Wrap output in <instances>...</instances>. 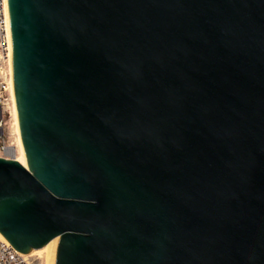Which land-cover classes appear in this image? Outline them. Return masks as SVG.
Masks as SVG:
<instances>
[{
	"label": "water",
	"instance_id": "obj_1",
	"mask_svg": "<svg viewBox=\"0 0 264 264\" xmlns=\"http://www.w3.org/2000/svg\"><path fill=\"white\" fill-rule=\"evenodd\" d=\"M29 168L0 234L53 264H264V0H8Z\"/></svg>",
	"mask_w": 264,
	"mask_h": 264
},
{
	"label": "built area",
	"instance_id": "obj_2",
	"mask_svg": "<svg viewBox=\"0 0 264 264\" xmlns=\"http://www.w3.org/2000/svg\"><path fill=\"white\" fill-rule=\"evenodd\" d=\"M11 29L8 0H0V158L16 159V147L7 139L6 123L13 104L12 73L9 64ZM0 264H34L28 254L16 250L0 236Z\"/></svg>",
	"mask_w": 264,
	"mask_h": 264
},
{
	"label": "rangeland",
	"instance_id": "obj_3",
	"mask_svg": "<svg viewBox=\"0 0 264 264\" xmlns=\"http://www.w3.org/2000/svg\"><path fill=\"white\" fill-rule=\"evenodd\" d=\"M12 73V72H11ZM11 116L7 118L6 129H7V139L10 144L16 147L18 155L20 154V140L19 134L16 130L15 120L13 118V104H10ZM22 142V141H21ZM54 250L48 248H42L38 250H30L28 256L30 260L34 262V264H53Z\"/></svg>",
	"mask_w": 264,
	"mask_h": 264
},
{
	"label": "bare ground",
	"instance_id": "obj_4",
	"mask_svg": "<svg viewBox=\"0 0 264 264\" xmlns=\"http://www.w3.org/2000/svg\"><path fill=\"white\" fill-rule=\"evenodd\" d=\"M10 47H11V53L9 54V64H10V70L12 72V90H11V95H12V100H13V118L15 120V125H16V130L18 131L19 134V140H20V148L19 152L16 154V160L20 162L22 165L25 167L29 168L27 156H26V151L23 145V140H22V132H21V123H20V116H19V110H18V105H17V98H16V93H15V83H14V59H13V46H12V41H10ZM22 141V142H21ZM1 237H3L0 234ZM4 238V237H3ZM57 238H54L51 240L45 247L43 248H48V249H53L55 251L56 244H57Z\"/></svg>",
	"mask_w": 264,
	"mask_h": 264
}]
</instances>
